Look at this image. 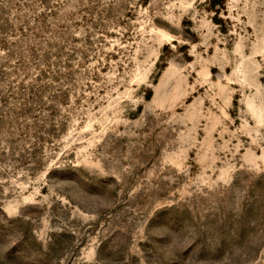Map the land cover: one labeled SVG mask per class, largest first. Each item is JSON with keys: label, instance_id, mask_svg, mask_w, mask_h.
<instances>
[{"label": "rangeland", "instance_id": "374dc122", "mask_svg": "<svg viewBox=\"0 0 264 264\" xmlns=\"http://www.w3.org/2000/svg\"><path fill=\"white\" fill-rule=\"evenodd\" d=\"M0 264H264V0H0Z\"/></svg>", "mask_w": 264, "mask_h": 264}]
</instances>
